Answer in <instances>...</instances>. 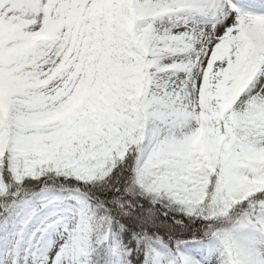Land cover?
I'll return each mask as SVG.
<instances>
[{
  "label": "snow or ice",
  "instance_id": "snow-or-ice-1",
  "mask_svg": "<svg viewBox=\"0 0 264 264\" xmlns=\"http://www.w3.org/2000/svg\"><path fill=\"white\" fill-rule=\"evenodd\" d=\"M0 264H264V0H0Z\"/></svg>",
  "mask_w": 264,
  "mask_h": 264
}]
</instances>
